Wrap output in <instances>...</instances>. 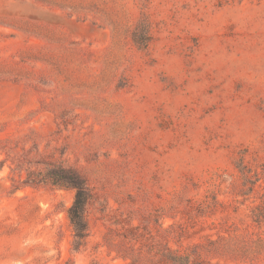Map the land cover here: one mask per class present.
Returning <instances> with one entry per match:
<instances>
[{"label": "rangeland", "instance_id": "1", "mask_svg": "<svg viewBox=\"0 0 264 264\" xmlns=\"http://www.w3.org/2000/svg\"><path fill=\"white\" fill-rule=\"evenodd\" d=\"M0 146V264H264V0H0ZM44 159L92 188L79 246L72 190L18 186Z\"/></svg>", "mask_w": 264, "mask_h": 264}, {"label": "trees", "instance_id": "2", "mask_svg": "<svg viewBox=\"0 0 264 264\" xmlns=\"http://www.w3.org/2000/svg\"><path fill=\"white\" fill-rule=\"evenodd\" d=\"M131 41L140 50L147 48L150 37L148 36V28L143 20L136 25L135 31L131 35ZM2 151L3 147L0 146V152ZM4 164L5 160H0V170ZM234 167L240 179V196H249L253 192L254 185L252 178L249 176L250 170L247 169L241 160L235 162ZM18 186H52L72 190L74 197L72 205L67 211V217L73 229L74 245L79 246L84 238L87 237L88 222L86 210L94 198V193L87 179L77 169L51 159L38 160L34 162L33 166L28 165L24 178H22ZM251 218L255 224L264 225V202L255 204L252 207ZM194 249L195 251L191 254H178L168 251L163 255L169 264H203V261L198 258V252L202 251L200 245L194 246Z\"/></svg>", "mask_w": 264, "mask_h": 264}]
</instances>
